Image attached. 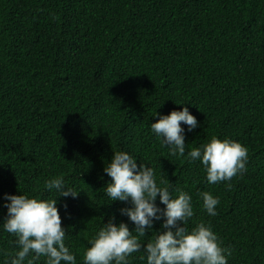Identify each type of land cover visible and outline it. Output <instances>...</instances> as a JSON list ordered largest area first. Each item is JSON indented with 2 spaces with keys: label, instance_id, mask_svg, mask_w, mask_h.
I'll return each mask as SVG.
<instances>
[{
  "label": "trees",
  "instance_id": "trees-1",
  "mask_svg": "<svg viewBox=\"0 0 264 264\" xmlns=\"http://www.w3.org/2000/svg\"><path fill=\"white\" fill-rule=\"evenodd\" d=\"M182 107L198 121L186 153L231 139L248 149L244 171L208 184L199 161L168 155L150 125ZM116 151L168 180L172 198L191 196L185 227L210 226L227 264H264V0H0V223L5 194L49 198L45 180L62 176L79 192L58 198L65 244L83 264L110 216L127 222L104 189ZM200 192L219 197L216 216ZM15 240L0 229V264Z\"/></svg>",
  "mask_w": 264,
  "mask_h": 264
},
{
  "label": "clouds",
  "instance_id": "clouds-1",
  "mask_svg": "<svg viewBox=\"0 0 264 264\" xmlns=\"http://www.w3.org/2000/svg\"><path fill=\"white\" fill-rule=\"evenodd\" d=\"M197 127V118L188 107H182L159 115L150 131L167 148L169 156L182 157L189 163L199 161L208 184L230 181L245 170L248 149L231 139L213 136L186 153L185 133ZM137 161L128 152L116 151L103 167V173L110 178L104 187L105 194L111 202L128 205L119 209L127 222L116 223L115 215L110 216L89 241L83 264H129L131 254L141 250L146 264H227V250L221 247L210 226L199 223L191 231L185 227L195 214L191 196L177 189L176 198H172L171 183L161 177L158 184L153 168ZM43 189L52 195H4L3 207L7 212L0 229L16 237L15 254H6L5 264H36L41 257L44 264H77L76 255L65 244L66 230L57 202L60 197L75 199L79 192L62 176L45 180ZM199 197L206 214L216 216L219 197L210 192H200ZM63 207L66 209L67 205ZM158 221L162 222V231H153ZM146 233L155 235L142 244L140 238Z\"/></svg>",
  "mask_w": 264,
  "mask_h": 264
}]
</instances>
